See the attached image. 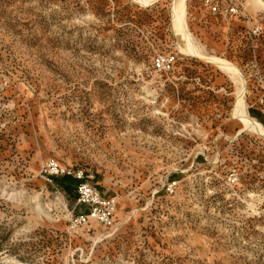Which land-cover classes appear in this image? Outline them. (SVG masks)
I'll use <instances>...</instances> for the list:
<instances>
[{
    "label": "rangeland",
    "instance_id": "1",
    "mask_svg": "<svg viewBox=\"0 0 264 264\" xmlns=\"http://www.w3.org/2000/svg\"><path fill=\"white\" fill-rule=\"evenodd\" d=\"M177 3L0 0V264H264V137L200 56L264 125V0H188L184 40ZM51 160L117 201L113 227L73 226Z\"/></svg>",
    "mask_w": 264,
    "mask_h": 264
},
{
    "label": "built area",
    "instance_id": "2",
    "mask_svg": "<svg viewBox=\"0 0 264 264\" xmlns=\"http://www.w3.org/2000/svg\"><path fill=\"white\" fill-rule=\"evenodd\" d=\"M202 1L215 15L227 16L228 13L233 15L239 13V9L235 4L230 5L224 13L225 9L221 10V0ZM257 31L259 30L257 29ZM253 33L256 34V31H253ZM177 61L178 57L175 54L160 55L154 61V68L160 73H171L175 70ZM44 173L48 178L72 176V173L56 160H51L46 164ZM74 177L79 181L77 185L76 208H80V211L76 212L75 216L71 219L73 226L78 228L88 227L92 221H96L104 227H113L117 201L105 198L100 190L84 178L82 173ZM169 188L172 189V186L170 185ZM82 208H85L86 211L82 212Z\"/></svg>",
    "mask_w": 264,
    "mask_h": 264
},
{
    "label": "bare ground",
    "instance_id": "3",
    "mask_svg": "<svg viewBox=\"0 0 264 264\" xmlns=\"http://www.w3.org/2000/svg\"><path fill=\"white\" fill-rule=\"evenodd\" d=\"M137 3H140L143 6H150L153 3L159 1V0H135ZM187 1L188 0H177V4L173 8V14H174V31L177 35V38H182L184 40V37L187 35V21H186V13H187ZM186 41V40H185ZM188 42V41H187ZM181 43V42H180ZM187 48V47H186ZM195 48V46H194ZM188 51H190L191 54L196 53L191 47L188 46ZM189 53V54H190ZM199 53V51H198ZM195 56H198L194 54ZM201 58L212 61L215 65H217L222 71H225L226 74L231 75L232 77L238 78L241 81V87L239 90V100L237 103H235L237 106L234 110V118H239L241 122H243V125L246 126L249 130L261 135L264 137V125L260 124L256 120L249 117V115L246 113V107L244 103V97H245V76L243 78L242 74L240 73L239 69L232 65L231 63L227 61H220L216 59H211L208 57H205L203 55H200ZM199 57V56H198ZM246 79V78H245ZM237 83V82H236ZM96 222V221H92Z\"/></svg>",
    "mask_w": 264,
    "mask_h": 264
},
{
    "label": "trees",
    "instance_id": "4",
    "mask_svg": "<svg viewBox=\"0 0 264 264\" xmlns=\"http://www.w3.org/2000/svg\"><path fill=\"white\" fill-rule=\"evenodd\" d=\"M52 178L55 180V182H57L59 184V186L63 187L66 190V192L71 191V186L67 185L68 181H70V182L75 181L77 183V185L79 183V181L76 180L75 178H73L72 176H64L62 178H59V177H52Z\"/></svg>",
    "mask_w": 264,
    "mask_h": 264
}]
</instances>
